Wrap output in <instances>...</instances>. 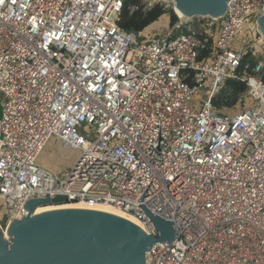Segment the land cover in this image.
<instances>
[{"label": "built area", "instance_id": "1", "mask_svg": "<svg viewBox=\"0 0 264 264\" xmlns=\"http://www.w3.org/2000/svg\"><path fill=\"white\" fill-rule=\"evenodd\" d=\"M130 1L0 0L5 224L62 196L118 208L158 238L146 193V209L178 234L146 264H264V63L245 60L251 45L233 48L246 26L262 42L264 0L178 17L168 37L148 40L122 26ZM227 80L257 105L218 110ZM52 140L79 152L63 182L39 164Z\"/></svg>", "mask_w": 264, "mask_h": 264}, {"label": "water", "instance_id": "2", "mask_svg": "<svg viewBox=\"0 0 264 264\" xmlns=\"http://www.w3.org/2000/svg\"><path fill=\"white\" fill-rule=\"evenodd\" d=\"M169 1L189 17L219 18L229 0ZM258 22L264 29V18ZM145 194L140 207L157 227L158 238L134 220L105 210L68 208L36 214L41 205L68 204L62 196L48 197L26 204L30 216L10 224L11 240H3L0 230V264H146V252L156 242L172 245L178 234L173 222L146 209Z\"/></svg>", "mask_w": 264, "mask_h": 264}, {"label": "rangeland", "instance_id": "3", "mask_svg": "<svg viewBox=\"0 0 264 264\" xmlns=\"http://www.w3.org/2000/svg\"><path fill=\"white\" fill-rule=\"evenodd\" d=\"M137 2L138 4L130 2L129 9L131 12L137 10V6L142 7L144 12L151 10L156 6H160L165 10V14L157 22L140 31V36L142 37V39L148 40L150 38L156 37H168L170 35L172 26V23L170 21L171 17H179L173 10L174 3L172 4L170 2L161 0H137ZM194 18L196 20L202 19V17L198 16ZM250 35V27L246 26L244 29V33L235 39L233 48L235 50L242 51L246 46L251 45L252 47L249 52L251 60L249 61L253 62V66H255L260 63H264V39L262 38L261 42L259 41L258 37L250 41ZM202 95L203 94L200 93L193 97L192 103L195 106V110H200L201 108V104L198 103ZM216 103L218 110L230 115L241 113L247 108L257 105V102L253 99V97L249 95L248 91L243 94H236L235 88L229 87L228 85H224L221 94L216 98ZM1 110L2 108L0 107V114ZM78 155V151L70 148H63L59 144L53 146L47 152H45L43 157L45 158V160L54 163L55 173L53 174L59 177V179H61V182H63L72 169V166L78 158ZM5 211L6 205L3 200H0V227L2 230H6L8 228V225L5 224Z\"/></svg>", "mask_w": 264, "mask_h": 264}, {"label": "trees", "instance_id": "4", "mask_svg": "<svg viewBox=\"0 0 264 264\" xmlns=\"http://www.w3.org/2000/svg\"><path fill=\"white\" fill-rule=\"evenodd\" d=\"M130 2L138 4L137 0H132ZM130 2L126 3L122 14V26L124 28L141 31L150 26L151 24L157 22L165 14V10L160 6H156L146 12L143 11L142 7L137 6L138 9L131 12L129 9ZM177 20L178 18L176 16H172L170 21L173 24ZM245 60H251L249 54L246 56ZM251 63L253 64V62ZM226 85H228L229 87H234L236 94H243L247 91L246 84L240 81L227 80L225 86ZM216 104V100H214L215 107H217Z\"/></svg>", "mask_w": 264, "mask_h": 264}, {"label": "bare ground", "instance_id": "5", "mask_svg": "<svg viewBox=\"0 0 264 264\" xmlns=\"http://www.w3.org/2000/svg\"><path fill=\"white\" fill-rule=\"evenodd\" d=\"M161 1H167V2H170V3L173 4V2L169 1V0H161ZM174 11L179 16V18L182 21H184V22H188L192 18V17H189L188 15H185L184 12L179 10L178 7H176L175 3H174ZM198 17H201V16H198ZM259 31H260V34H261L262 38L264 39V29H263L261 24H260V30ZM68 208H88V209H99V210H105V211H109V212H114V213L126 216V217L134 220L135 222H137L138 224H140L143 227V225L136 218H134L133 216H131V215L119 210L118 208L110 206V205H102V206H96V207H87V206H85L84 204H81V203H77V204L68 203V204H62V205H41V206L37 207L36 214L37 213L46 212V211H52V210H57V209H68ZM12 223H14V222H12ZM10 226L11 225H9L6 230H2L1 227H0V230H2V232H3V240H6L7 242L9 240H11V238H12V234L10 235V233H9Z\"/></svg>", "mask_w": 264, "mask_h": 264}, {"label": "crops", "instance_id": "6", "mask_svg": "<svg viewBox=\"0 0 264 264\" xmlns=\"http://www.w3.org/2000/svg\"><path fill=\"white\" fill-rule=\"evenodd\" d=\"M55 145H59L57 141H55V140L50 141L48 146L46 147V149L44 151L47 152L50 148H52ZM44 151H43V153L40 156L39 164L43 168L49 170L51 173H55V165L51 161L45 160V158L43 157V155L45 154Z\"/></svg>", "mask_w": 264, "mask_h": 264}]
</instances>
